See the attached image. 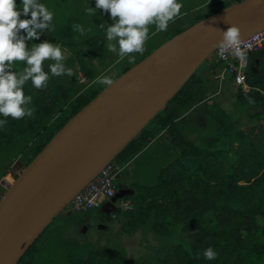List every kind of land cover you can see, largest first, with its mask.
Here are the masks:
<instances>
[{
  "label": "trees",
  "instance_id": "1",
  "mask_svg": "<svg viewBox=\"0 0 264 264\" xmlns=\"http://www.w3.org/2000/svg\"><path fill=\"white\" fill-rule=\"evenodd\" d=\"M232 1L220 0L214 10L200 14L196 21ZM50 2L40 0L46 6ZM15 3L19 8L21 0ZM62 7L60 20L53 17L50 31L45 30L38 39L25 43L29 47L42 41L59 45L67 51L63 63L73 74L53 77L49 73V81L40 89L30 81L25 84V95L32 97L29 107L35 109L32 118L16 120L0 116L7 119V124L0 127V180L7 185L53 134L105 87L96 83L101 71H94L88 63L92 57L103 58L101 35H80L73 29V25L79 24L75 16L64 17V10L69 7ZM20 18H30V13ZM181 30V25L173 28L165 40ZM21 34L26 35L23 30ZM214 55L199 65L197 69L201 72L196 73V69L166 107L114 158L125 168L131 158L157 138L165 136L173 144L176 155L172 161L158 169L151 183L139 180L130 183L133 193L120 198L112 210L121 234L141 236L138 239L151 235L157 244L136 257L128 256L125 250L94 249L81 256H68V264H264V64L255 72L249 64L244 69L247 89L226 74L247 125L237 124L234 117L226 118L225 123L219 122L221 117L213 120L216 111L209 112L213 117H209L211 130L207 133L200 128L196 130L195 124L186 129L182 124L185 111L205 97L207 70L212 66L224 69V62ZM140 59L135 58V63ZM50 63L44 62L46 72ZM135 63H129L125 57L107 75L114 74L116 78ZM23 66L17 62L14 69ZM77 70L84 75L82 81ZM249 98L254 102L249 103ZM181 128L185 131L192 128L194 135L189 138ZM7 149L12 152L7 154ZM0 188L5 189L2 185ZM64 224L67 227L65 220ZM47 228L48 225L17 264H33L35 244ZM65 228L61 235L66 233ZM208 247L217 252L214 260L204 258L203 252Z\"/></svg>",
  "mask_w": 264,
  "mask_h": 264
},
{
  "label": "water",
  "instance_id": "2",
  "mask_svg": "<svg viewBox=\"0 0 264 264\" xmlns=\"http://www.w3.org/2000/svg\"><path fill=\"white\" fill-rule=\"evenodd\" d=\"M241 39L264 27V0H235L182 30L102 88L60 127L0 194V264H17L45 227L137 137L199 65L213 56L216 29ZM134 85L135 87H129ZM124 183L107 205L125 196ZM129 189V188H127Z\"/></svg>",
  "mask_w": 264,
  "mask_h": 264
},
{
  "label": "clouds",
  "instance_id": "3",
  "mask_svg": "<svg viewBox=\"0 0 264 264\" xmlns=\"http://www.w3.org/2000/svg\"><path fill=\"white\" fill-rule=\"evenodd\" d=\"M182 7L179 0H95V8L88 7L86 13L93 16L97 9L110 13L113 23L106 28L101 25L105 31L107 50L117 54L119 60L127 57L129 63H135L131 54L144 53L150 26L154 25L156 32L167 31L169 23L181 15ZM29 13L30 18H20L21 15L28 17ZM53 16V12L40 0H21L19 8L15 0H0V116L16 120L32 118L35 109L29 107L32 97L25 95V84L30 81L33 87L40 89L46 86L50 74L53 77L73 74L63 63L65 57L59 45L42 41L29 47L25 43L26 40L38 39L45 30L50 31ZM228 25L226 30L216 29L221 39L215 46L222 56L228 54L247 61L240 28L235 24ZM73 29L81 35L85 34L82 25H73ZM21 30L26 35H22ZM46 60L52 61L48 72L43 66ZM17 62L24 65L19 70L14 69ZM114 82V74L96 77V83L105 87ZM253 102L249 98V103ZM6 124L7 119H0V127ZM203 255L206 260H214L217 252L208 247Z\"/></svg>",
  "mask_w": 264,
  "mask_h": 264
},
{
  "label": "rangeland",
  "instance_id": "4",
  "mask_svg": "<svg viewBox=\"0 0 264 264\" xmlns=\"http://www.w3.org/2000/svg\"><path fill=\"white\" fill-rule=\"evenodd\" d=\"M50 1L51 2L47 6V8L51 12H53V17H55V19H59L61 17L63 8L62 6H68L69 8L67 7L68 9L64 10L63 15L64 17L75 16L76 21L79 23V25H82L85 30V34L83 36H88L91 34L101 35L100 39H102L104 42V47L102 48L103 58L98 60L97 57H92L93 59H88V63L90 64V66H93L94 71H101V74L110 73V68L116 63L120 62L117 54L111 53L107 50L105 31L101 27L102 24L106 28L108 25L113 23L110 17V13L103 9H97L95 15H88L86 13V9L88 7L95 8V0ZM219 1L220 0H179V2L183 5V7L181 8V15L177 17L173 22L169 23L167 31L156 32L155 26H150L149 39L145 42L144 48H147L146 45L150 41H154V44L152 46H158L164 41L165 37L172 32L173 28L180 25L182 26L181 23H194L196 21V17L200 14H208L212 10H214L217 6V2ZM232 2H234V0ZM64 17L62 19H64ZM263 45L264 43L262 44V46ZM262 46L260 47L262 48ZM256 50H253L251 52H255ZM62 52L65 57L67 55V51L65 49H62ZM135 54L138 55V53ZM214 56L217 57L218 60L224 62V67L227 66V61L219 58L216 55ZM209 58H207L206 60H208ZM91 62L94 63V65ZM75 67L76 66L73 67L74 70ZM77 72L80 81H82L84 79L82 71L77 70ZM197 72L200 73L201 69H197L196 73ZM231 76L234 78L233 75ZM215 77L217 83L214 84V89L212 90L214 92L215 90H217V87H221V72H219ZM219 90H222L220 95L216 93H206L204 97L205 101L203 102H206L208 106L205 105V103L199 109L201 117H197V121L198 123H201L202 120V125L204 126L203 128L201 127V129H203L204 132L206 131V133L211 130L209 117L213 114H209L210 111L218 112L216 115H213L214 117L212 116L213 120L221 117L222 121L219 122L223 123L227 121L225 120L226 118L233 117L236 114L238 115L241 111L239 105H237L238 102L235 101L230 89L223 90L222 88ZM206 100L209 101L207 102ZM236 123L239 125H247V122L244 123L243 117L236 121ZM197 126L198 125H196V127ZM191 129L192 128H190L189 130ZM189 130L187 129V131H185V129H180L181 132H184L185 134L187 133L186 135L190 138L194 135V131H192L193 129L191 131ZM6 151L7 154H10L12 152L11 149H7ZM175 155L176 150L173 144L168 142L165 136L159 137L127 162V174H125V176H123L120 180L123 182L127 181L129 182V184L134 183L137 180L141 181L142 183H151L154 180L155 174L157 173L158 169L171 162ZM10 164L11 162L4 164V166H8ZM9 175L10 174H8V176ZM120 180H118L117 178L116 184H119ZM2 181L3 180H0V185L6 186L8 184L7 182ZM1 190L3 189L0 188V194ZM68 208H70L69 205L63 208V210H61V212L55 216V218L48 224V228L45 230L44 234H42L40 239L36 242L35 248L37 249V251L34 257L33 264H68V256H81L84 255L87 251L94 249H113L118 251L125 250L128 256L136 257L146 252V250L150 249L149 246L157 244L156 240L151 235L146 236L145 239H138V237L141 238V236H127L125 234H121L120 232L122 231H120L119 222L117 220H113L112 222L105 224L107 228L104 230L100 229L99 231H88V229H84L85 227H80L79 229V226H76V224L70 227H66L64 224V219L62 217L65 215V211ZM64 228L66 233H63L61 235L62 229L64 230ZM146 247L148 248L146 249Z\"/></svg>",
  "mask_w": 264,
  "mask_h": 264
},
{
  "label": "built area",
  "instance_id": "5",
  "mask_svg": "<svg viewBox=\"0 0 264 264\" xmlns=\"http://www.w3.org/2000/svg\"><path fill=\"white\" fill-rule=\"evenodd\" d=\"M264 43V28L251 34L242 40V48L248 54ZM214 54L219 58L227 61V66L224 68V74L233 75L234 80L238 84H242L244 89L248 86L244 80V69L247 66V61L238 60L234 56L228 54L220 55L219 49L216 47ZM223 77V75H221ZM124 166L120 165L115 160H111L99 171V173L91 179L75 196L72 198V206L79 211H88L103 198H110L116 192V178L123 170ZM110 200V199H109Z\"/></svg>",
  "mask_w": 264,
  "mask_h": 264
},
{
  "label": "crops",
  "instance_id": "6",
  "mask_svg": "<svg viewBox=\"0 0 264 264\" xmlns=\"http://www.w3.org/2000/svg\"><path fill=\"white\" fill-rule=\"evenodd\" d=\"M209 63V62H208ZM248 64H249V68L251 69V71L255 72L260 65L264 64V45L262 46V48L260 47L259 49H257L255 52H250L249 56H248ZM211 64H208V67H210ZM212 65H213V62H212ZM213 67V66H212ZM210 67L211 69L207 70L206 74L208 75L209 77V80L206 81V93H213V94H218L220 95L222 90H219V89H230V86H229V82L227 80V76L225 75V77L223 79L220 80V83H221V87H217V90L212 91L214 89V84H216L217 80H216V75L222 71V69L220 70L219 68L215 67V68H212ZM203 71V70H202ZM247 85V84H246ZM218 86V84H217ZM219 90V91H218ZM231 90V89H230ZM212 94V95H213ZM232 94V92H231ZM203 101H205L204 99L197 102L196 104H194L190 109L186 110L185 113H184V121L182 122L183 126L185 127H192L193 124L195 125H198L196 130L197 129H201V127L203 128L204 125H202V120H201V123H198L197 121V117H201L200 116V108L206 103H204ZM205 105L208 106V104L206 103ZM199 114V115H198ZM235 118V121H238L240 118H242V116L240 114H236L235 116H233ZM187 131V130H186ZM191 131V130H190ZM162 134V133H161ZM196 134V133H195ZM152 139H150L151 141ZM152 142V141H151ZM150 144V143H149ZM127 171H128V168L125 167L122 172L119 174V176L122 178L123 176H125V174H127ZM123 182V181H122ZM125 185H127V191H124V194H132L133 193V189L129 186V182L125 181L123 182ZM106 203V202H104Z\"/></svg>",
  "mask_w": 264,
  "mask_h": 264
},
{
  "label": "flooded vegetation",
  "instance_id": "7",
  "mask_svg": "<svg viewBox=\"0 0 264 264\" xmlns=\"http://www.w3.org/2000/svg\"><path fill=\"white\" fill-rule=\"evenodd\" d=\"M182 25L184 23H181ZM165 40V39H164ZM154 44V41H150L147 43V48L144 50L143 54H139L136 55L131 54L132 56H134L135 58H143L144 56H146L150 50L154 49L155 46H152ZM151 50V51H152ZM6 184V183H5ZM122 182H119V184L117 185L116 188V192L114 194V196H112L111 198L115 197L116 194L119 192V185L121 186ZM126 190V189H125ZM112 207L107 205L106 203H103L99 208L96 209H90V211L86 212V213H80V212H75L73 211L71 208H68L65 211V215L62 217L65 221H66V225L68 227L75 225L80 227H85L84 229H88V231H97L100 229H106V225L109 222H112L113 220L115 221V219L112 217ZM84 216V217H83ZM98 219V221L96 220Z\"/></svg>",
  "mask_w": 264,
  "mask_h": 264
},
{
  "label": "bare ground",
  "instance_id": "8",
  "mask_svg": "<svg viewBox=\"0 0 264 264\" xmlns=\"http://www.w3.org/2000/svg\"><path fill=\"white\" fill-rule=\"evenodd\" d=\"M263 28H264V27H263ZM261 29H262V28H261ZM259 30H260V29H259ZM255 33H256V32H255ZM253 34H254V33H253ZM249 36H251V35H249ZM244 39H245V38H244ZM242 40H243V39H242ZM249 54H250V53H249ZM249 54H248V56H249ZM230 56H231V55H230ZM247 66H248V57H247ZM247 66H246V67H247ZM224 68H225V67H224ZM223 72H224V69H223L222 72H221V75H223V77H221V79H223V78L225 77V75H226V74H224ZM229 76H231V75H229ZM231 77H232V76H231ZM232 78H233V77H232ZM221 79H220V80H221ZM233 80H234V79H233ZM244 80H245V76H244ZM234 81H235V80H234ZM123 169H124V168H123ZM121 172H122V171H121ZM121 172H120V173H121ZM120 173H119V174H120ZM119 174H118V176H119ZM118 176H117V178H118ZM109 199H111V197H110V198H103V199L98 203V205H97V206H94L93 208H99L104 202H108ZM71 200H72V199H71ZM71 200H70L69 203H68V204H69V207H70L73 211H75V212H80L79 210H76V209L73 208V206H72V204H71ZM68 204H67V205H68ZM67 205H66V206H67ZM66 206H65V207H66ZM32 244H33V243H32Z\"/></svg>",
  "mask_w": 264,
  "mask_h": 264
}]
</instances>
